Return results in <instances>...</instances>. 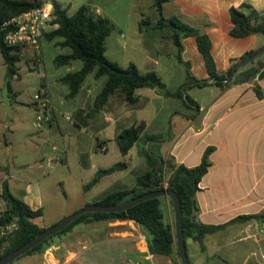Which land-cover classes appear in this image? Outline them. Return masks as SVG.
<instances>
[{"label":"crops","instance_id":"0c3cea01","mask_svg":"<svg viewBox=\"0 0 264 264\" xmlns=\"http://www.w3.org/2000/svg\"><path fill=\"white\" fill-rule=\"evenodd\" d=\"M46 1L51 4L59 3L68 10L69 15L74 14L83 5H87L94 13L107 17L118 27L132 20L139 27L140 42H144L138 54L145 68L140 69L130 57L129 54L136 49L122 40L124 37L122 30L120 36L111 41L110 50L107 39L106 55L111 61L124 68L134 63L141 73L155 71L172 92L179 91L182 87L190 90L200 87L209 89L212 96L207 103L189 96L196 105H188L181 98L164 96L169 99L168 103L174 100L175 104L178 100L179 104H183V110L180 108L168 110L166 118L171 121L176 117L185 119L184 131L179 130L166 135L165 124H158V119L155 117L158 110L154 105V101L160 100L157 96L163 95L153 89L148 88L153 91L145 94H140V89L137 90L136 95L139 100L135 104H129L124 94L117 91L109 98L104 108L97 109L94 102L106 78L102 82L95 81L99 79H95L92 73L86 77L79 93L73 98H68L69 88L61 82V78L81 69L83 62L73 66L79 61L74 60L71 64L62 66H67L70 70L64 75L55 77V81H49L47 74H42L41 78L44 81L41 80L37 88L46 84L50 89L51 101L55 108L53 123L38 128L33 119L30 124L37 128L36 137L29 138L30 145L16 147L18 134L22 130L29 129L22 127L17 116L12 114L15 112L14 105L21 104V90H16L11 85L10 99L7 100L3 92L0 97V114L4 113L0 118V195L3 192L4 182H7L14 197L23 200L32 210L42 212L32 221L42 228L51 226L85 205L98 202L111 192L133 189L138 175L149 169L143 151L151 142H146L144 135L161 134L164 136L163 142L159 146H153L164 158H172L177 166L196 167L201 163L204 152L208 148H213L209 156L208 172L199 183L196 194L199 207L198 220L206 225H226V227L204 237L202 242L204 251L199 242L191 238L186 240L187 254L191 263L264 264V79L256 76L246 82H235L232 77L224 86L215 84L199 49L196 36L181 39V57L185 63H188V67L180 63L177 59L178 48L172 40V32L168 29L161 31L155 28L159 15L154 7V0H126L125 15H123L125 17L116 16L111 12L119 0ZM243 5L251 7L244 9L247 14L251 9L264 11V0H169L163 5V16L177 17L202 34H206L211 41V55L216 73L226 75L234 61L245 53L264 46L262 33L244 37L232 35L233 22L230 10L239 9ZM143 20L145 22L141 31L140 23ZM60 41L62 40L55 39L50 42L60 47L58 46ZM70 52L71 49L66 54ZM258 61L264 62V51L253 63L241 67L239 72L257 65ZM40 62H42L41 58ZM0 69L4 73V61L0 62ZM188 74L192 79L207 81V85H195V81L187 80ZM3 80L5 81V73ZM56 82L67 87V91L63 94L67 101L59 104L55 102L53 93ZM68 109H71L75 127L96 132L97 150L103 153L108 152L111 145L118 146L116 137L123 130L142 122L145 123V129L129 153L126 156L122 155L126 161L125 166L101 177L89 189H85V185L99 170L109 169L114 165L92 166L87 152L82 151L81 166L87 175L85 180L80 181L82 203L58 208L52 220L47 222L41 181L48 175L41 171L45 164L50 167L51 172L68 164V156L66 143L64 147H60L58 143L54 144L44 135V131L51 137L53 127L56 126L62 133L60 118L69 112ZM33 110L35 113L34 106ZM137 112L151 117V121L146 120L143 114L137 115ZM61 136L63 138L62 134ZM98 136L103 138L99 139ZM188 140L191 142L184 146ZM141 143L144 147L140 146ZM102 147L106 150L102 151ZM32 171L41 172L42 175L36 177ZM18 172L19 175L16 174ZM67 199L69 200L68 195ZM171 202L170 198L163 197L162 209L165 221L175 225ZM249 215L260 216V220L229 224L237 217ZM51 240L49 246L52 247V252L48 255V259L54 264H174L169 256L150 253L147 233L133 220L82 223ZM46 260L44 251L21 257L14 264H46Z\"/></svg>","mask_w":264,"mask_h":264},{"label":"trees","instance_id":"16d2710c","mask_svg":"<svg viewBox=\"0 0 264 264\" xmlns=\"http://www.w3.org/2000/svg\"><path fill=\"white\" fill-rule=\"evenodd\" d=\"M168 1L154 0V7L159 15L155 28L161 31L168 29L172 32V40L178 48L177 59L180 63L188 67V63H185L181 57V39L183 37L196 36L199 49L205 58L209 73L215 84L224 86L232 77H234L235 82H246L256 76L259 79H264V62L262 61H258L257 65H252L246 70L239 72L241 67L253 63L264 51V46L258 50L249 51L234 61L226 75H218L211 55V41L209 37L177 17L165 18L163 16V5ZM42 3V0H0V51L7 63V86L10 91L12 89L11 80L17 74L16 63L20 60L19 52H21V48H9L4 44L1 26L10 18L39 7ZM52 5L54 9L53 21L50 26L52 29L46 30L44 37L47 41L61 39L62 41L58 43V46L71 49L69 54L56 56L54 59L55 66L59 68L69 65L74 60H81L83 62L81 69L70 72L61 78V82L69 88L68 98L75 97L79 93L86 77L93 73L95 79L106 78L103 88L94 102L97 109L104 108L109 98L117 91H121L124 94L129 104H135L139 100L136 91L143 88H150L163 96L181 98L189 105H196L189 95L184 97L187 90L185 87L176 92L170 91L155 71L141 73L134 63H130L124 68L116 62L111 61L106 55L107 39L115 29V25L110 19L94 13L87 5H83L72 15H69L68 10L63 8L59 3L53 2ZM245 8L249 9L251 7L243 5L239 9L231 8L230 10L233 22L232 35L244 37L254 33L264 34V11L259 12L251 9L247 14L244 12ZM144 22L143 20L140 23L141 31H143ZM187 80L195 81V85L197 86L207 85V81L192 79L189 74L187 75ZM144 129L145 123L142 122L123 130L116 137L117 145L123 156L129 153L139 136L144 132ZM144 138L146 142H151L143 151L149 169L143 174L138 175L133 189L111 192L96 202V204L115 205L123 196H127L126 199H130L151 191L173 190L178 195L182 206L185 242L188 238H191L199 242L201 249L204 251L202 243L204 237L226 227V225H206L198 220L199 207L196 194L199 183L208 172L210 166L209 156L213 148H208L204 152L202 161L198 166L190 168L184 165L177 166L172 158H164L157 148H154L153 145L159 146L163 142V135L146 133ZM123 166H125V163L119 162L109 169L99 170L95 177L85 185V189L91 188L101 177L111 174ZM0 197L7 201L9 213L15 216L18 221V228L14 234L0 242L1 258L33 239L49 226L42 228L32 221L33 218L40 216L42 212L40 210H32L23 200L14 197L10 192L7 182H4L3 192ZM162 199L163 197L151 198L119 212L82 214L63 230L46 239L21 257L43 253L45 245L53 237L65 234L82 223L133 220L147 233L151 254L169 256L172 258L174 264H181L176 245L175 225L165 221ZM253 219L260 220V216H240L229 224ZM15 261L10 264H13Z\"/></svg>","mask_w":264,"mask_h":264},{"label":"rangeland","instance_id":"374dc122","mask_svg":"<svg viewBox=\"0 0 264 264\" xmlns=\"http://www.w3.org/2000/svg\"><path fill=\"white\" fill-rule=\"evenodd\" d=\"M45 1V0H42ZM126 0H119L117 4H115L114 9L111 11L112 14H115L116 16H122L125 15V8L124 3ZM109 13V11H108ZM125 19V18H124ZM52 28H47V31L51 30ZM120 30H122L124 37H122V40L125 41L127 44H131L136 49L135 51H132L130 57L138 64L140 69L145 68V64L143 60L141 59L140 54H138V50H141L140 47H142L144 42L141 41V34L139 31V27L137 24H135L132 20L128 23H124L120 27L118 25H115V29L113 30L111 36L108 38V48L110 50V43L111 41L115 40L117 37L120 36ZM70 51V48H60L54 46L53 42L46 41L45 37L43 39V43L41 45V56L42 62L38 63L33 50L31 49H24L19 52L20 60L16 63L17 67V75L13 77L11 80V85L16 90H21V104L14 105L15 112L12 114H15L17 116V119L21 122L22 127H28L29 130H22L18 134L16 147H22L24 145H30L28 143L29 138L36 137V127L33 126L31 121L35 117V113L33 110V106H31L32 102V96L36 92L37 84L44 79L41 77L42 74H47V79L49 81H55V77L59 75H64L68 70H70L69 67H61L57 68L54 65V58L57 55L60 54H66ZM5 62L4 57L0 51V62ZM78 63H82L81 60L76 61L73 66H77ZM76 68V67H74ZM5 73V81L3 80V75ZM3 73V70L0 69V97L1 93L3 92L4 97L8 100L10 99V90L7 86L8 81V69H7V63L5 62V71ZM92 79L95 80L92 76ZM105 80L104 78H101L99 80L102 82ZM42 81V82H43ZM183 89V87H182ZM67 91L66 85H63L61 83H55L53 87V93L55 102L57 104L63 103L67 101L64 98V93ZM140 94L148 93V88L140 89ZM189 95L191 98H198L202 102H209L211 100V93L209 89L206 88H194L192 90L187 89L185 92V96ZM157 99L159 101H154V105L157 108L158 112L156 114V119H158V124L162 125L165 124L166 126V135L175 133L179 130L184 131L185 130V119L182 117H176L174 121H171L168 117L166 118V114L168 113V110H173V108H176V110L182 109L183 110V104H179L178 100L175 101V104L173 103L174 100L164 98V96H157ZM165 99V100H164ZM164 101V102H163ZM71 102V101H69ZM163 102V104H161ZM189 105V104H188ZM9 106V103H8ZM71 109H68L70 111ZM65 113V115L69 114L72 117V121H68L64 118V116H61L60 120V127L62 128V133L58 129V127L54 126L53 131L51 132V137L49 133H46L44 131V135L47 136V138L51 139V142L58 143L60 147H64V143H66V152L68 156V164H64L63 166H60L56 170L51 172L50 167H48L45 164V167L41 171L44 172L48 176H46V179L41 181L43 183V196L45 198V205H46V221L49 222L54 217V213L58 208H65L68 205H79L82 203V198L80 196L81 194V185L80 181L86 179V172L82 168V162H81V152L86 151L88 154V157L90 158V162L92 166H112L119 162H126L124 157H122V154L119 151L118 146L111 145L108 152L103 153L98 151V146L96 142V132L91 129H83L77 128L74 126V118L72 116V113ZM144 115L146 120L151 121V117H148L144 113L137 112V115ZM1 116H4L0 114ZM47 127V126H46ZM63 135V138L61 136ZM99 139L103 138L102 136H98ZM191 141L188 140L184 146L189 145ZM49 147L48 144H45ZM141 147H144L143 143L140 144ZM183 146V147H184ZM21 170V168H18ZM41 172H34L32 171V174H34L36 177L38 175H42ZM20 172L16 173L19 175ZM37 174V175H36ZM61 181V183H60ZM45 187V191H44ZM67 195L69 200L67 199ZM76 199V200H74ZM52 241V240H51ZM51 244V242H48L45 245V248L48 247ZM38 254V253H37ZM14 264V263H13Z\"/></svg>","mask_w":264,"mask_h":264},{"label":"built area","instance_id":"2783aa9c","mask_svg":"<svg viewBox=\"0 0 264 264\" xmlns=\"http://www.w3.org/2000/svg\"><path fill=\"white\" fill-rule=\"evenodd\" d=\"M53 5L48 1H43L42 5L21 14H18L5 21L1 26L4 44L9 48L31 49L38 63H40L41 45L44 39V32L51 26L53 21ZM35 109V126L44 128L53 123L55 108L51 101L50 89L48 85H40L32 97ZM65 119L71 121L69 115H64ZM102 151L106 149L101 148ZM18 228L17 218L8 210L7 201L0 197V242L9 238ZM52 252V247H47L45 256L46 264H54L48 255Z\"/></svg>","mask_w":264,"mask_h":264},{"label":"water","instance_id":"95a60500","mask_svg":"<svg viewBox=\"0 0 264 264\" xmlns=\"http://www.w3.org/2000/svg\"><path fill=\"white\" fill-rule=\"evenodd\" d=\"M168 197L173 203L174 217H175V234H176V245L179 254V260L181 264H192L186 250V242L184 237L183 227V214L182 206L178 195L170 189L151 191L130 199H126L127 196L121 197L115 205H99V204H87L77 211L63 217L57 223L44 229L41 233L29 240L19 248L12 252L4 255L0 258V264H10L17 260L21 256L25 255L28 251L36 247L37 245L44 242L46 239L55 235L59 231L63 230L69 224H71L76 218L85 213H111L126 210L140 202L151 198ZM264 218V217H263Z\"/></svg>","mask_w":264,"mask_h":264}]
</instances>
